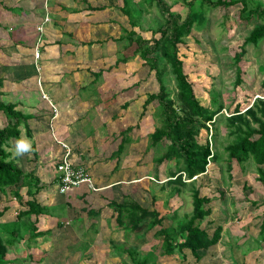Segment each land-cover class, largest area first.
Segmentation results:
<instances>
[{"label":"rangeland","instance_id":"1","mask_svg":"<svg viewBox=\"0 0 264 264\" xmlns=\"http://www.w3.org/2000/svg\"><path fill=\"white\" fill-rule=\"evenodd\" d=\"M163 1L182 18L189 11L199 8L198 2L191 7L180 0ZM256 1L264 5V0ZM38 4L43 7V2ZM58 6L61 15L76 13L70 22L68 16L60 18L51 15L61 27L70 26L71 37L67 31L64 32L69 39L76 34L72 55L78 60L60 68V74L62 78L65 76L74 81L75 91L85 88V96L77 97L81 104L78 102L72 111L71 121L75 124L67 130L73 134L78 132L82 138L76 137V141L87 154L93 152L96 158L102 155L97 159L101 164L97 167L98 184L93 174L87 171L98 195L95 194L94 199L89 198L88 202L72 199L74 195L67 201V197L62 198L58 193L56 172L54 177H48L45 183L47 189L38 194L39 200L46 203L47 212L38 217L36 225L39 230L50 233L29 238L26 231L22 238L17 237L15 244L6 246L7 264H132L133 259L148 254H152L155 264H196L189 249H184L182 253L176 251L173 255L162 254V237L155 235L158 227L152 228L150 223L138 231L121 227L107 204L132 197L146 208L158 210L164 218L162 225L171 227L186 221L192 213L195 189L200 191V195L211 198L205 207H211L212 212L200 225L209 234L217 225L223 226L219 242L201 251L200 264H264V241L260 239L258 228L264 211V185L256 180L257 164L249 160L244 163V169L236 162L229 167L223 152V146L230 140L227 116L236 111V106L245 112L253 106L257 97L264 99V39L258 45L246 46L247 52L238 64L242 68V81L236 83L234 56L241 51L245 38L254 27L253 23L240 20L241 5L209 7L205 14L207 22L201 27H194L185 41L179 44L184 71L193 82L200 103L215 108L212 103L216 100V104L223 105L221 113L216 116L218 123L212 136L219 157L209 163L206 172L197 175L195 180L189 181L183 176L182 180L186 183L170 182V172L177 169L173 161H157L166 151L164 142L151 144L150 135L161 125L159 104L152 101L143 107V103L150 92H158L159 84L155 72L135 52L136 43L130 44L126 35L127 31L133 30L137 35L152 39L155 21L160 18L157 5L151 0H128V3L124 0H62ZM246 15L247 12L243 14ZM132 22L136 24L132 25ZM63 39L66 41L67 37ZM37 51L39 62L42 54L41 50ZM163 66H166L164 82L174 106L178 108L175 77L170 67L161 62L160 67ZM28 67L29 76L25 85L30 91H37L38 97L43 99L46 91L39 87L37 68ZM70 67L74 71L68 73ZM65 77L62 82L69 83ZM91 78L96 81L92 83ZM15 87L20 89L11 85L4 88L1 98L14 100L9 92ZM46 96L44 99H50L48 101L53 104V111L47 118L53 119L54 107L58 111L59 106L53 96L49 93ZM0 122H6L3 113H0ZM128 126L132 130L125 136H130L132 141L122 152L118 167L114 169L118 157L109 155L112 149L116 150L120 138L113 137H119V133ZM197 126L200 127L199 124ZM212 126L215 127L214 124ZM199 130V141L206 140V129L201 127ZM61 132L56 131V136L69 143L64 137L69 132ZM21 137L24 138V131ZM17 142L10 140L6 150L11 155L16 154L15 159L22 162V157L20 160L17 157L24 152L18 154ZM103 150L108 151L101 154ZM92 160L93 156L89 155L84 164L88 166ZM117 176L125 179V183L121 181L103 189L96 186L102 187V182L116 180ZM14 192L15 189L10 188L0 192V206L11 204L0 217V236L3 239L8 237L5 230L7 223L15 217L16 211L27 204L28 196L24 188L18 196H14ZM32 219L34 221L35 217Z\"/></svg>","mask_w":264,"mask_h":264},{"label":"trees","instance_id":"2","mask_svg":"<svg viewBox=\"0 0 264 264\" xmlns=\"http://www.w3.org/2000/svg\"><path fill=\"white\" fill-rule=\"evenodd\" d=\"M124 1L128 3V0ZM180 1L191 7L198 2L199 8L189 11L186 17L182 18L179 13L173 12L163 0H151L157 5L160 15L152 29L153 38L146 39L140 34L137 35L133 30L127 31L126 35L130 44L136 43L135 52H138L144 59V63L149 66L151 71L155 72L159 84L158 92H150L143 103V107L152 101L159 104L161 125L150 135L151 144L159 145L164 142L166 151L157 161H173L177 169L170 172V182L186 183L183 181V176H186L185 178L189 181L195 180L197 175L206 172L209 163L219 157L212 136L214 135L213 129L216 130L215 124L218 123L216 116L221 113L223 105L216 104V100L212 103L215 108L200 103L193 82L184 71L183 60L179 56V44L185 41L194 27H201L207 22L205 14L209 7H229L240 4V20L253 23L254 27L245 38L241 51L234 56L237 65L236 83H239L242 81V68L238 64L247 52L246 46L249 44L258 45L264 39V5L256 0ZM125 12L128 11L125 9ZM245 12L247 15L243 16ZM135 24L132 22V25ZM157 34L158 36H156ZM161 62L170 67L175 77L178 108L174 106V100L164 82L166 66L160 67ZM1 83L0 80V88ZM1 95L0 89V113H3L6 118V122H0V192H6L8 188L14 187V196H16L22 188H26L28 196L26 206L16 211L15 217L5 227L8 237L3 239L0 236V264H7L6 246L15 244L18 240L17 237L22 238L26 231L29 238L32 236L34 238L43 237L50 231L39 230L36 225L38 217L47 212V207L41 205L37 199V194L43 188L41 178L33 171L25 172L17 160L11 157V153L6 150L10 140H21V126H25L29 132L27 120L31 116L18 110L17 103L6 101L1 98ZM226 120L230 140L223 146V152L226 154L227 164L231 167L236 162L243 168L245 162L253 160L257 164L256 180L264 185V99L257 97L253 106L248 107L245 112L236 106V111L227 116ZM213 124L215 127H210ZM201 127L205 128L207 133V138L204 141H199L198 137ZM131 130L132 127L128 126L127 129L125 128L119 133V137L117 135L114 137V139L120 138L118 148L114 152L119 157L117 158L118 163L122 152L132 141L130 136H125ZM209 133H211L210 136H208ZM192 198L193 210L188 219L171 227L162 225L164 218L158 210L148 209L132 197L121 202L110 201L107 204L114 212L117 224L126 230L138 231L140 228L146 227L148 223L152 228L158 227L155 235L162 237V254L173 255L176 251L182 253L184 249H189L196 264H200L201 251L207 250L219 242L223 226L217 225L213 233L209 234L200 223L212 212L211 207H205L211 202V198L200 195L198 189L193 191ZM10 207L9 203L0 206V217ZM33 217H35L34 221ZM1 224L2 220L0 219ZM11 224H15L14 227H8ZM258 228L260 239L264 241V211L260 217ZM152 257V254H148L143 258L133 259L132 264H155Z\"/></svg>","mask_w":264,"mask_h":264},{"label":"crops","instance_id":"3","mask_svg":"<svg viewBox=\"0 0 264 264\" xmlns=\"http://www.w3.org/2000/svg\"><path fill=\"white\" fill-rule=\"evenodd\" d=\"M60 1L62 0H0V80L2 81L0 89L3 95L4 88L10 87V85L12 87L19 86L20 89H16V87L10 88L12 92L9 93L14 98L11 102L17 103L18 110L31 116L27 120L29 132H27L25 126L20 127V129L23 128L21 129V134L22 131H24V138L21 137L20 134V139L30 142V150L24 152L21 156L18 155L17 158L20 160L22 157L23 161L17 162L20 163V166L25 172L33 171L41 178L43 188L38 194H41L42 190L47 189L45 183L48 177L51 175L54 177L56 175L59 180L57 165L60 157L64 153V148L58 143V140H63H60L56 136V131L61 132L63 130V133L67 131L69 132H67L68 135L66 134L67 137L66 135L64 136L69 143L65 141L63 142L70 146L73 162L76 165L84 166L90 174H93L97 184L99 183V175L97 173L99 170H97V167L101 165L99 164L100 161H97V159L102 157L101 155L99 158H96L95 155H93V152L87 154L78 144L79 141H76V137L82 138L79 136L78 132L73 134L71 130H67V128L71 129L73 124H75L71 121L73 118L72 111L74 112V106L78 102L79 105L81 104L82 101L77 97L84 95L85 88L80 87L75 91L74 88L76 86L72 84L74 81H70L69 78L65 76L64 77L68 79L69 83L66 81L62 82L64 77L62 78L60 74V68H64V65L72 63L71 61L78 60L77 56L76 59H73L72 55V51H74V47L76 46V44L73 43L76 40V34L75 36H72V39H69L71 37L70 32L72 31V29H69L70 26L67 25L66 27H61L51 15L53 14L60 18L68 16L67 20L69 19V22L72 18H75L73 15L76 13L72 14L70 12L69 14L66 12L61 15L62 11L58 6V2ZM42 2L43 7L40 8L38 3ZM46 15L48 16L49 21L44 23L43 29L40 32L37 30V26L44 21ZM65 31H67L70 37L68 34H64ZM64 36L67 37L66 41H63ZM63 46L66 49L62 50ZM37 49H39V51L41 50L42 54L39 62L35 56V53L38 52ZM28 66L37 68L40 89L46 91V94L49 93L53 96L54 100H56V104L59 106L60 111H57V116H54L53 119L47 118L49 117V113L53 111V104H50V101H48L50 99L46 100L41 97L39 98L37 91H30L27 85H25V81L29 76L28 71L30 67ZM72 68L73 67H70L68 69V73L74 71ZM2 71L6 73L3 74ZM73 74L76 76V72ZM94 79L95 78H91L90 81L94 83L96 81ZM65 86L67 89L69 87H73V89L70 88L65 90ZM18 91L20 92L17 93ZM24 91L26 92L25 95ZM55 110H57V108H55ZM52 139H54V141ZM117 148L118 145L115 149L117 150ZM116 150L112 149L109 156L113 155ZM107 151L108 150H103L101 154H105ZM89 155L91 157L93 156V160L87 166L84 164V160H87V156ZM11 157L15 158L16 154L13 153ZM53 159L54 161H52ZM52 162H54V165H52ZM115 164L114 169L118 167L117 159ZM121 181L125 183V179H119L117 176L116 180L108 179L102 182V187L97 184L96 186L100 189H103V187L110 188L111 186L120 184ZM10 189L15 188L11 187ZM24 189L26 192V188ZM100 189L98 190L100 191ZM97 192L96 190L89 189L88 186L83 185L66 194L58 193L62 198L67 197V201L74 195L72 199L77 198V200H87L88 202L89 198L94 199V195H98ZM38 194V202H40L41 205L46 206V203H42L39 200L40 198L38 197ZM61 202H65V200Z\"/></svg>","mask_w":264,"mask_h":264},{"label":"built area","instance_id":"4","mask_svg":"<svg viewBox=\"0 0 264 264\" xmlns=\"http://www.w3.org/2000/svg\"><path fill=\"white\" fill-rule=\"evenodd\" d=\"M48 21L49 18L46 15L44 21L37 26V30L41 32L44 23ZM36 58L37 59L39 58L38 52H36ZM43 97L47 98L46 94H43ZM54 111H55V107H54ZM54 116H57V110L55 111L53 117ZM58 143H60L61 146L64 148V153L60 157L59 163L57 165V171L59 173L58 192L61 194H66L83 185H86L89 188L96 190L92 177L89 175L86 168L83 166L76 165L73 162L71 157L70 146L63 141L58 140Z\"/></svg>","mask_w":264,"mask_h":264},{"label":"clouds","instance_id":"5","mask_svg":"<svg viewBox=\"0 0 264 264\" xmlns=\"http://www.w3.org/2000/svg\"><path fill=\"white\" fill-rule=\"evenodd\" d=\"M30 150V142L26 141V140H20L17 142V152L19 153H23V152H27Z\"/></svg>","mask_w":264,"mask_h":264}]
</instances>
